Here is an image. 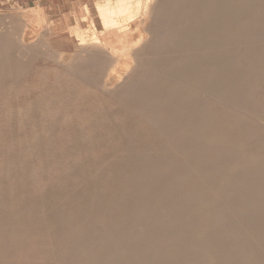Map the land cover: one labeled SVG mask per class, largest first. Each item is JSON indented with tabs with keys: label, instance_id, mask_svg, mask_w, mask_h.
<instances>
[{
	"label": "bare ground",
	"instance_id": "bare-ground-1",
	"mask_svg": "<svg viewBox=\"0 0 264 264\" xmlns=\"http://www.w3.org/2000/svg\"><path fill=\"white\" fill-rule=\"evenodd\" d=\"M68 19L72 50H41L118 99L69 146L108 152L30 199L29 157L58 134L66 102L0 107L18 133L0 142V264H264V0H95ZM30 34L26 23L0 36V84L27 69Z\"/></svg>",
	"mask_w": 264,
	"mask_h": 264
},
{
	"label": "rangeland",
	"instance_id": "rangeland-1",
	"mask_svg": "<svg viewBox=\"0 0 264 264\" xmlns=\"http://www.w3.org/2000/svg\"><path fill=\"white\" fill-rule=\"evenodd\" d=\"M94 2L95 0H0V36L7 34L14 40L21 34L23 25L28 23L31 44L36 48L31 58L27 59L25 56L20 58L27 68L20 80L1 82L0 107L3 109L21 107L26 110L34 101L46 103L63 100L68 109L63 122L58 125V134L49 137L47 144L36 150L33 157H29V166L34 171V179L29 185L31 189L28 198L30 199L34 198L35 200L38 196L46 193L64 175L65 170L71 164L83 162L88 157L99 159L108 152V149L101 143L86 150H74L69 144L79 126L97 113L98 104H102L104 107L110 106L118 99L107 95L88 82L75 80L71 74L60 69L47 57V50H41L45 43L53 49L72 50L70 46L62 44L61 41L66 36L69 25L74 24V20H67V16L80 13L84 5L92 6ZM54 29L59 33H54ZM19 50V48L13 47L8 53L15 55ZM61 83L68 86L67 88H70L73 94L65 98L62 96L49 97ZM4 90L9 91L10 94L2 95ZM0 112L3 113L2 110ZM34 117H37L34 124H41L45 118L49 117V114L43 111ZM110 127V123L102 125L99 131L100 136H104ZM15 133L17 132L14 126L0 125V139H2L0 142L8 145L11 136ZM28 135V131L22 130L19 141L17 140L21 143V148L26 144ZM120 138L114 139L116 145L119 144ZM22 180L27 182L30 181V178L25 176Z\"/></svg>",
	"mask_w": 264,
	"mask_h": 264
}]
</instances>
